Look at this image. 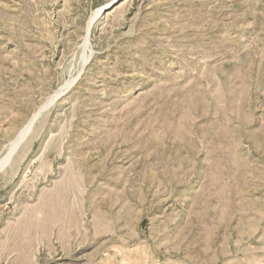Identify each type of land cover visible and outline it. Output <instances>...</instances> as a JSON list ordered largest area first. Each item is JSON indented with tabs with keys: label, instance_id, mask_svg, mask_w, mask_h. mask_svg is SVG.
<instances>
[{
	"label": "rangeland",
	"instance_id": "374dc122",
	"mask_svg": "<svg viewBox=\"0 0 264 264\" xmlns=\"http://www.w3.org/2000/svg\"><path fill=\"white\" fill-rule=\"evenodd\" d=\"M58 89L0 264H264V0H0V160Z\"/></svg>",
	"mask_w": 264,
	"mask_h": 264
},
{
	"label": "bare ground",
	"instance_id": "6f19581e",
	"mask_svg": "<svg viewBox=\"0 0 264 264\" xmlns=\"http://www.w3.org/2000/svg\"><path fill=\"white\" fill-rule=\"evenodd\" d=\"M92 21V20H91ZM91 21H89V23H91ZM90 26V25H89ZM88 26V27H89ZM89 29V28H88ZM88 33V32H87ZM85 44V43H84ZM65 86V85H64ZM68 86V85H67ZM63 87V86H62ZM61 87V88H62ZM59 90V91H58ZM57 91H56V93L55 94H53L52 96H50V97H48L47 99H46V101L44 102V104L42 105V106H40V108L39 109H41V108H44V107H46V105H48L49 103H51L52 101H53V98H56L57 97V95H59L60 94V92L62 91V90H60V89H58ZM56 96V97H55ZM62 95H60V96H58L57 97V99L58 98H60ZM56 99V100H57ZM55 100V101H56ZM37 115V114H36ZM33 118H35V116L33 117ZM33 118H31V120H29L28 121V123L18 132V134L16 135V137L14 138V139H12L10 142H9V145H8V150H7V152L5 153V155L2 157V159L0 160V166L3 164V163H6V161L8 160V154L14 149V147L17 145V142H18V140H19V137H21L23 134H25V132H27V130L29 129V126H30V124H31V121L33 120Z\"/></svg>",
	"mask_w": 264,
	"mask_h": 264
},
{
	"label": "water",
	"instance_id": "95a60500",
	"mask_svg": "<svg viewBox=\"0 0 264 264\" xmlns=\"http://www.w3.org/2000/svg\"><path fill=\"white\" fill-rule=\"evenodd\" d=\"M46 108L41 109L37 115L35 116V118H33V120L31 121V124L29 126V129L27 130V132H25V134H23L21 137H19V140L17 142V145L14 147V149L8 154V160L6 161V163H3L0 166V173L10 164L12 157L14 156V154L17 152V150L20 148V146L25 142V140L27 139V137L29 136L32 127L34 125V123L37 121V119L40 117V115L42 114V112L45 110Z\"/></svg>",
	"mask_w": 264,
	"mask_h": 264
}]
</instances>
